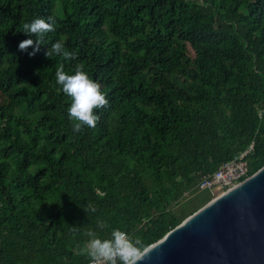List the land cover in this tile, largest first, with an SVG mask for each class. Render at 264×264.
<instances>
[{
    "label": "trees",
    "instance_id": "1",
    "mask_svg": "<svg viewBox=\"0 0 264 264\" xmlns=\"http://www.w3.org/2000/svg\"><path fill=\"white\" fill-rule=\"evenodd\" d=\"M48 17L20 51L23 23ZM77 69L108 104L73 133L55 73ZM251 144L248 176L264 166V0H0V264H88L86 234L112 228L148 247Z\"/></svg>",
    "mask_w": 264,
    "mask_h": 264
},
{
    "label": "water",
    "instance_id": "2",
    "mask_svg": "<svg viewBox=\"0 0 264 264\" xmlns=\"http://www.w3.org/2000/svg\"><path fill=\"white\" fill-rule=\"evenodd\" d=\"M147 248L143 264H264V166Z\"/></svg>",
    "mask_w": 264,
    "mask_h": 264
},
{
    "label": "clouds",
    "instance_id": "3",
    "mask_svg": "<svg viewBox=\"0 0 264 264\" xmlns=\"http://www.w3.org/2000/svg\"><path fill=\"white\" fill-rule=\"evenodd\" d=\"M53 28L52 17L34 18L23 23L22 33L29 38L19 43V50L25 52L32 47L28 55H35L45 36L53 31ZM51 51L65 58L75 59L74 54L66 50L60 41L52 45ZM48 54L47 51L46 55ZM55 76L62 92L71 99L67 119L71 122L73 133H79L86 127L95 128L98 121L96 110L108 104L99 84L80 69L71 75L58 70ZM97 228L105 230L108 224L104 220H99ZM86 235L88 240L79 251L88 259V264H143L150 254L145 244L134 240L127 230L121 228H112L107 236H101L96 231H89Z\"/></svg>",
    "mask_w": 264,
    "mask_h": 264
},
{
    "label": "built area",
    "instance_id": "4",
    "mask_svg": "<svg viewBox=\"0 0 264 264\" xmlns=\"http://www.w3.org/2000/svg\"><path fill=\"white\" fill-rule=\"evenodd\" d=\"M251 144L247 151L238 157L222 164L213 174L203 177L198 185L199 190L227 191L248 177V166L245 156L251 151Z\"/></svg>",
    "mask_w": 264,
    "mask_h": 264
},
{
    "label": "rangeland",
    "instance_id": "5",
    "mask_svg": "<svg viewBox=\"0 0 264 264\" xmlns=\"http://www.w3.org/2000/svg\"><path fill=\"white\" fill-rule=\"evenodd\" d=\"M190 55L193 56V52H192V51L190 52ZM223 192H225V191H213V192H212V194L214 195L213 198L219 196V195H220L221 193H223ZM213 198H212V199H213Z\"/></svg>",
    "mask_w": 264,
    "mask_h": 264
}]
</instances>
